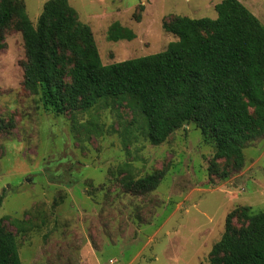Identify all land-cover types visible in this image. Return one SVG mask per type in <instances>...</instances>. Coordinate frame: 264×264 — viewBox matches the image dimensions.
Segmentation results:
<instances>
[{
  "label": "rangeland",
  "instance_id": "374dc122",
  "mask_svg": "<svg viewBox=\"0 0 264 264\" xmlns=\"http://www.w3.org/2000/svg\"><path fill=\"white\" fill-rule=\"evenodd\" d=\"M33 25L46 0H21ZM90 26L103 64L164 50L177 38L163 27L176 15L215 18L221 0H68ZM264 24V0H240ZM15 17L0 40V220L28 221L15 235L21 264H218L211 249L242 208L264 209V135L243 147L244 164L216 158L195 123L160 144L117 100L55 114L22 85L23 40ZM131 40L106 38L113 22ZM64 76L70 82L68 70ZM162 172L142 195L124 176Z\"/></svg>",
  "mask_w": 264,
  "mask_h": 264
},
{
  "label": "trees",
  "instance_id": "16d2710c",
  "mask_svg": "<svg viewBox=\"0 0 264 264\" xmlns=\"http://www.w3.org/2000/svg\"><path fill=\"white\" fill-rule=\"evenodd\" d=\"M214 10L215 18L176 15L163 21V29L177 39L160 52L103 64L90 26L78 19L68 0H46L36 25L21 0H0V40L15 17L25 55L22 85L39 95L45 110L63 114L109 99L125 102L154 145L193 122L214 145V156L232 160L240 169L243 147L264 135V24L240 0H221ZM134 37L117 21L106 35L111 41ZM161 177L162 172L124 176L122 188L146 194ZM3 197L1 193L0 205ZM233 213L211 249V261L264 264V209H240L245 225L239 228L231 223ZM4 218L21 232L31 226L16 217ZM1 220L0 264H21L15 235Z\"/></svg>",
  "mask_w": 264,
  "mask_h": 264
},
{
  "label": "crops",
  "instance_id": "0c3cea01",
  "mask_svg": "<svg viewBox=\"0 0 264 264\" xmlns=\"http://www.w3.org/2000/svg\"><path fill=\"white\" fill-rule=\"evenodd\" d=\"M213 6H214V4H213Z\"/></svg>",
  "mask_w": 264,
  "mask_h": 264
}]
</instances>
